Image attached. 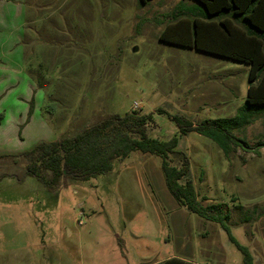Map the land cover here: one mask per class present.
<instances>
[{
	"label": "rangeland",
	"instance_id": "rangeland-1",
	"mask_svg": "<svg viewBox=\"0 0 264 264\" xmlns=\"http://www.w3.org/2000/svg\"><path fill=\"white\" fill-rule=\"evenodd\" d=\"M178 1L22 2L25 45L0 53V264H146L170 256L244 264L220 224L175 200L159 156L133 151L105 174L56 189L28 175L24 158L15 162L14 154L40 141L135 110L153 113L150 136L178 137L199 198L229 204L232 234L264 264V110L235 131L249 148L229 159L212 139L183 134L169 117L197 124L234 116L248 94L250 66L162 42L164 25L154 16Z\"/></svg>",
	"mask_w": 264,
	"mask_h": 264
},
{
	"label": "trees",
	"instance_id": "trees-1",
	"mask_svg": "<svg viewBox=\"0 0 264 264\" xmlns=\"http://www.w3.org/2000/svg\"><path fill=\"white\" fill-rule=\"evenodd\" d=\"M197 1L202 7L190 13L181 12L195 16L194 41L189 44L174 41L168 31L160 38L250 65L248 94L244 104L231 117L209 118L197 124L178 115L169 114V117L183 134L197 132L212 139L229 159L238 147L249 148L247 140L238 137L235 131L252 124L257 114L264 110V0ZM158 112L168 113L163 108ZM154 125L153 113L135 110L126 115L111 114L74 135L40 141L32 149L13 156L15 162L24 158L26 173L49 189H56L69 179L89 180L105 174L111 170L115 159H124L133 151L159 156L166 186L175 200L200 217L220 224L243 253L244 264H255L250 249L232 234L229 204L203 203L208 198H202L203 201L199 198L191 177L190 157L179 150L178 137L154 138L149 134V128ZM2 156L6 155L0 158ZM245 219L250 220V216ZM156 264L196 263L171 257Z\"/></svg>",
	"mask_w": 264,
	"mask_h": 264
},
{
	"label": "crops",
	"instance_id": "crops-1",
	"mask_svg": "<svg viewBox=\"0 0 264 264\" xmlns=\"http://www.w3.org/2000/svg\"><path fill=\"white\" fill-rule=\"evenodd\" d=\"M23 1L24 0H0V36H1L0 37V53L8 54L10 52V54L13 55L14 50H15L14 49L15 45L18 47H23L25 45V33H24L25 28L24 27L27 26L28 20H27V15H26L27 10L25 12V9L27 8V6L24 7V5L22 4ZM154 1L156 0H147V2L145 3L142 2V5L143 6L150 5ZM171 4H170L171 6L169 10L175 7L176 3H171ZM198 7H202V5L197 0H179L178 6H176L173 11H167V10L162 11L160 12L161 15L159 14V16L157 15L154 16L155 19L153 20H157L159 21L160 24L164 25L163 28L161 29V33H163L164 31L166 32L168 31L169 33H172V35H170V39L174 41H180V43L182 44H189L194 41L193 27H194L195 16L191 14H181V12L183 13L184 11H186L190 13L191 10L195 11V9H197ZM178 9H180V11H178ZM161 16L163 17L167 16L168 19L166 18L164 22L160 18ZM14 23L18 24L16 29L15 27H13ZM15 34L17 36V41L15 40ZM159 39L162 42H166L167 44H170L173 46H178L180 48H186V49H194L200 52H204V51L196 49L194 46L187 47L181 44H177L175 42L164 41L160 38V36H159ZM204 53L212 54L208 52H204ZM222 58H225V57H222ZM171 257H177L184 261L193 262V261H190L180 256H170V257L165 258L164 260L169 259ZM159 262H162V261L147 262L146 264H156ZM193 263H196V262H193Z\"/></svg>",
	"mask_w": 264,
	"mask_h": 264
}]
</instances>
